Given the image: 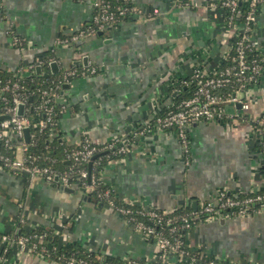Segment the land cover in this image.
Returning a JSON list of instances; mask_svg holds the SVG:
<instances>
[{
    "label": "crops",
    "instance_id": "obj_1",
    "mask_svg": "<svg viewBox=\"0 0 264 264\" xmlns=\"http://www.w3.org/2000/svg\"><path fill=\"white\" fill-rule=\"evenodd\" d=\"M130 1L140 13L101 31V36L61 44L58 38L90 22L92 0H0V70L15 73L44 56L49 61L40 66L41 72L49 76L70 68L96 69L58 91L56 102L65 109L56 115L53 137L65 145L84 137L96 145L129 140L128 152L109 159L99 172L121 202L185 212L220 191L232 198L259 191L264 172L253 120L264 113V69L258 83L244 93L248 108L227 106L226 117L195 122L187 129L186 148L174 130L153 124L146 129L156 114L175 103L181 80L194 66L201 63L211 71L221 64L229 33L220 27L221 16L208 5L210 0ZM257 20V37L264 43V4ZM13 35L21 38V45L12 43ZM52 61L58 67L55 74ZM26 186L23 174L0 167V234L13 228L25 201V230L50 231L59 244L117 258L155 254L152 241L124 216L87 201L88 190L71 186L76 192L68 193L43 180L34 182L29 192ZM184 235L189 248L225 263L264 264V208L241 215L224 212ZM255 244L257 253L249 257L244 250ZM1 248L0 242V253ZM9 264L58 263L14 250Z\"/></svg>",
    "mask_w": 264,
    "mask_h": 264
},
{
    "label": "built area",
    "instance_id": "obj_2",
    "mask_svg": "<svg viewBox=\"0 0 264 264\" xmlns=\"http://www.w3.org/2000/svg\"><path fill=\"white\" fill-rule=\"evenodd\" d=\"M95 13L88 24L78 28L66 38H58L57 42L69 44L77 42L86 36L94 35L117 26L132 14L140 13V8L130 0H92ZM264 0H210L208 5L218 10L221 28L226 27L229 33L228 48L225 50L221 64L216 69L204 70L201 63L192 69L188 78L181 80L183 86L191 87L186 96L181 97L162 113L156 114L151 124L161 129H171L178 139L187 147V129L192 124L202 120H220L227 116V106H240L247 109L244 93L253 84L258 83L264 69V43L258 39L257 15ZM225 32V33H227ZM12 43L21 45V38L13 35ZM49 60H37L25 67H20L14 77L0 79V115L9 116L0 121V167L14 174H23L26 179L27 192L34 182L43 180L46 183L84 188L97 201L106 203L116 212L124 216L132 228L150 239L156 252L151 258H119L117 264H229L215 256H207L203 251L189 248L185 242L184 232L190 230L200 221L222 216L225 212L235 215L247 214L257 208H264V184L262 188L243 197L226 195L220 191L216 196L202 201L199 208L179 212L180 210L162 211L159 208H145L130 202L115 203L112 188L105 185L100 173L91 174L89 168L75 170L70 167L58 174L50 166L37 163L39 156L29 151L32 136L35 133L46 132L49 139L57 134L56 115L65 109L56 99L58 91L72 79L88 74H94V67L77 71L70 68L57 73L45 87L37 88L39 104L34 109L42 113V118L33 121L26 116L28 97L21 80L24 76L36 73V67ZM8 94V95H7ZM24 105L23 115L18 114V107ZM233 115L230 114V117ZM257 136L258 150L262 155L264 172V113L253 120ZM29 128V142L25 141L24 129ZM33 129V133L30 129ZM129 140L112 139L104 144L96 145L88 137L82 138L77 144L67 145L65 159L72 164L91 161L94 155L106 154V158L114 159L128 152ZM95 157L90 165L98 164ZM116 157V158H117ZM97 159V160H96ZM89 167V166H88ZM77 172V179L72 177ZM57 178V179H56ZM28 204L23 201L19 205L18 215L13 228L0 234L2 244L0 264H9L14 250L29 251L41 258L50 259V254L58 252L56 245H46L45 233L26 232L29 225L26 220ZM92 260L88 256L62 252L56 258L59 264H114L102 262L103 255ZM202 260V261H201Z\"/></svg>",
    "mask_w": 264,
    "mask_h": 264
},
{
    "label": "trees",
    "instance_id": "obj_3",
    "mask_svg": "<svg viewBox=\"0 0 264 264\" xmlns=\"http://www.w3.org/2000/svg\"><path fill=\"white\" fill-rule=\"evenodd\" d=\"M48 56L42 57V60L46 61ZM15 73H10L7 71L0 70V79H6V78H12L15 79L14 77ZM17 75V74H15ZM57 74L51 75L48 77H44L42 75H39L37 73H33L32 75H26L23 77L21 80L22 85L24 86L25 93L28 97L27 100V108L28 111L26 112V116L30 118L31 121H33L36 118H42V113L38 112L34 109L35 105L39 104V97L37 93V88L39 87H45L49 81L53 80L56 77ZM188 94L187 89H185L183 86H179V94L175 97V101L180 99L183 96H186ZM8 95V94H7ZM31 98V100H29ZM2 113L1 110V105H0V114ZM30 132L33 133V129H30ZM68 146L65 145L59 137H53L52 139L48 138V134L46 132H40V133H35L32 136L30 145H29V151L32 154H35L39 156L37 159V163L42 166H50L53 169H56L58 174L67 171L70 167H72L75 170H81V169H88L90 170L91 174H98L105 165V163L111 159V158H106V154H100L97 159H99L98 164L88 167V164L86 162L78 163V164H72V162H68L65 159V151L67 150ZM115 156L114 158H116ZM96 159V160H97ZM78 173L75 172L72 179L75 181L77 179ZM54 185H57L54 183ZM113 200L115 203H119L120 201L118 198L114 197ZM105 204L106 203H102ZM182 212V211H179ZM21 233H25V229L20 230ZM29 232H38V233H45L46 234V240L45 242L50 241V245H56L58 248L57 253H52L50 254V260L58 263L57 261V254H60L62 252H69V253H74L77 255L81 256H88L92 260L97 259L98 256L93 254V253H88L83 251L81 248L77 247L76 244H59L57 243L58 236L56 234L50 233V231H43L42 229H30ZM26 232V233H29ZM185 233V232H184ZM117 257L111 256V255H103V258H101L100 263L102 262H111L114 264H117L121 262ZM202 261V260H201ZM59 264V263H58ZM150 264H158L157 262H152ZM204 264V263H203Z\"/></svg>",
    "mask_w": 264,
    "mask_h": 264
},
{
    "label": "water",
    "instance_id": "obj_4",
    "mask_svg": "<svg viewBox=\"0 0 264 264\" xmlns=\"http://www.w3.org/2000/svg\"><path fill=\"white\" fill-rule=\"evenodd\" d=\"M96 35H99V36H101L102 35V32L101 31H99V32H97V34ZM49 66H50V68H51V73L52 74H55V73H57L58 72V67H57V64H56V62L55 61H52V62H50L49 63ZM42 70H41V67L40 66H37L36 67V73L37 74H39V75H42V76H44V77H48L49 75L48 74H42V72H41ZM64 87H66V85H64ZM29 100H31V98H29ZM23 112H24V105L23 104H20L19 105V107H18V114L19 115H23ZM9 118V116H7V115H0V121L1 120H6V119H8ZM24 137H25V141L26 142H29V128L28 127H26L25 129H24ZM95 157H97V155H94L93 157H92V159H91V161L88 163V166L90 167V165H91V163H92V161H93V159L95 158ZM57 179V178H56ZM59 188L61 189V190H63L64 192H68V193H74V192H76V190H74L73 188H71V187H68V186H63V185H59ZM81 191H83L84 190V188H81L80 189ZM90 196H92L91 195V193L89 192L88 194H87V201H89L90 199L92 200V201H94V202H97V206L98 207H101L103 204H102V202H100V201H97L94 197H90Z\"/></svg>",
    "mask_w": 264,
    "mask_h": 264
},
{
    "label": "rangeland",
    "instance_id": "obj_5",
    "mask_svg": "<svg viewBox=\"0 0 264 264\" xmlns=\"http://www.w3.org/2000/svg\"><path fill=\"white\" fill-rule=\"evenodd\" d=\"M223 32H227L226 27H223ZM213 219H215V218H213ZM200 222H202V221H200ZM256 249L257 248H256V244H255V245H251V246L249 245L248 247H246V249L244 251L246 254L249 255V257H253L255 255V253H257Z\"/></svg>",
    "mask_w": 264,
    "mask_h": 264
}]
</instances>
